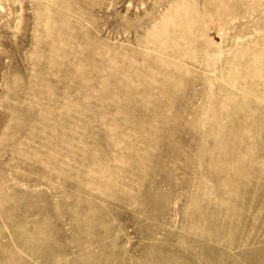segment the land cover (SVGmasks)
Segmentation results:
<instances>
[{
  "label": "rangeland",
  "instance_id": "obj_1",
  "mask_svg": "<svg viewBox=\"0 0 264 264\" xmlns=\"http://www.w3.org/2000/svg\"><path fill=\"white\" fill-rule=\"evenodd\" d=\"M0 264H264V0H0Z\"/></svg>",
  "mask_w": 264,
  "mask_h": 264
}]
</instances>
